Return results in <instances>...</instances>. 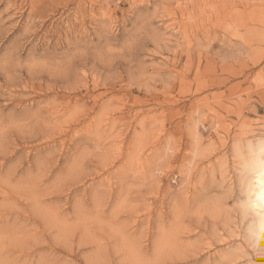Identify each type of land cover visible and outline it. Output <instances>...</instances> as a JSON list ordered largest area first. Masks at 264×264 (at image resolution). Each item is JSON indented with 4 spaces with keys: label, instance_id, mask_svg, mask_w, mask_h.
<instances>
[{
    "label": "rangeland",
    "instance_id": "374dc122",
    "mask_svg": "<svg viewBox=\"0 0 264 264\" xmlns=\"http://www.w3.org/2000/svg\"><path fill=\"white\" fill-rule=\"evenodd\" d=\"M260 140L264 0H0V264H264Z\"/></svg>",
    "mask_w": 264,
    "mask_h": 264
},
{
    "label": "bare ground",
    "instance_id": "6f19581e",
    "mask_svg": "<svg viewBox=\"0 0 264 264\" xmlns=\"http://www.w3.org/2000/svg\"><path fill=\"white\" fill-rule=\"evenodd\" d=\"M241 162L239 184L243 198L239 208L240 217L245 220L242 236L264 261V140L256 146L249 145V153ZM242 245L238 244L223 258L236 260L243 257L245 247Z\"/></svg>",
    "mask_w": 264,
    "mask_h": 264
}]
</instances>
